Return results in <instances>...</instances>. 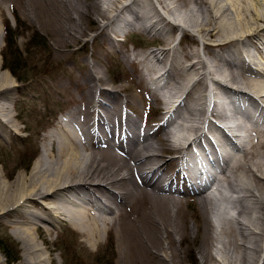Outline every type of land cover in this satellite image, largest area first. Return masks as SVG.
Here are the masks:
<instances>
[{
	"label": "bare ground",
	"instance_id": "obj_1",
	"mask_svg": "<svg viewBox=\"0 0 264 264\" xmlns=\"http://www.w3.org/2000/svg\"><path fill=\"white\" fill-rule=\"evenodd\" d=\"M19 1L0 0V20H4V6L14 7ZM102 1L103 7L97 0H79L77 4L75 0L36 2L55 17L54 32L64 47L85 33L81 28L67 30L63 26L66 20L80 25L89 21L92 13L101 34L111 27L114 34L131 28L158 36L164 46L145 52L127 51L123 56L139 67L141 80L162 83L160 88L153 85L151 92L147 87L148 92L166 104L164 114H178V119L169 126L171 117L164 115L162 122H166L162 125L167 124L163 135L155 139L158 128L148 124L143 127L139 120L130 118L125 108L129 100L122 106L114 102L116 91L94 88L104 76L93 74V85L81 95L84 102L63 118L60 132L47 135L51 147L44 148L31 171L13 177L0 172V216L13 210L19 213V222L13 221V234L23 242L20 264L52 263L49 246H40L34 230L43 232L41 222L52 224L59 218L79 225L90 245L97 247L102 232L114 229L118 240L125 235L140 244L153 263L183 264L175 245L189 234L185 223L175 218L187 203L183 194H194L200 209L214 208L224 189L239 195L229 200L232 205L228 207L234 209L230 218L221 217L219 228L213 225L212 233L203 228L210 247L200 249L202 264H264V128H260L264 125V49L257 42H243L262 31L256 26L261 15L255 8L246 13L244 5L261 2L264 7V0H155L156 4L152 0ZM112 12L114 18L108 22ZM170 17L178 21L171 22ZM174 28L192 31L186 29V34H191L190 43L200 40L203 50L174 46ZM64 36L69 39L64 40ZM211 38H215L213 43ZM110 44L117 46L114 39ZM250 46L259 51L258 61ZM136 56H140L139 61ZM9 75L0 71V132L4 133L15 126L9 108L15 84ZM185 79L189 88L183 85ZM209 80L215 90L208 87ZM158 88H162L160 94ZM207 114L230 124L217 123ZM65 123L67 126L62 127ZM226 127L244 132L242 143L233 138H242V132L232 135ZM170 141L182 152L166 159L163 153ZM173 161L180 164L172 175L167 171L171 163L175 165ZM183 169L192 174L186 176ZM178 172L192 188L185 190L172 184ZM28 203L38 206L28 209ZM139 220L143 231L138 230ZM192 230L199 235V229ZM153 239L158 241L157 246L152 244Z\"/></svg>",
	"mask_w": 264,
	"mask_h": 264
},
{
	"label": "rangeland",
	"instance_id": "obj_2",
	"mask_svg": "<svg viewBox=\"0 0 264 264\" xmlns=\"http://www.w3.org/2000/svg\"><path fill=\"white\" fill-rule=\"evenodd\" d=\"M36 1L20 0L18 5L14 7L4 6V20H0V64H3V68L0 71L7 72L8 75L10 74L8 77L15 84L14 88L10 91L12 101L9 105L15 126H13L14 129L9 133L0 132V172L10 173L13 177L18 173H28L31 171L33 164L41 156L44 148L51 147L47 135L52 131L58 130L60 132L61 124L64 123L63 118L67 117L73 108L76 109L81 106L85 100V96L83 98L81 95L88 85H93L94 82L91 79L93 74L96 73L102 74L104 80L99 82L94 88L98 87V89L103 88L116 91L117 95L114 98V102L122 106L126 99H128L129 103L127 104L129 105L126 107L124 104L127 115L136 121L139 120L137 122H140L143 127L145 124H148L153 129L158 128L155 139L163 135V127L167 123L162 125V123L166 122V119H164V122H162V119L164 115L168 119L171 116L169 117L168 114H164V111L167 109L166 104L159 97L148 92L154 89L151 87L159 86L160 88L162 83L157 84V82L141 80L138 77L139 67L127 61L123 56V52L127 51L135 53L160 48L164 46L163 41L154 35V33L131 28H126L123 32L114 34L111 31L112 29H110L111 27H106V34H101L102 28L96 16L92 13L89 21H85L80 25H77L72 20H66L63 26L67 27V30L70 28H81L80 30H85V33L82 32L75 42L66 43L64 47L60 44L54 32L57 29L55 28L57 24L55 25L54 23L57 22L55 17L49 14L46 8L42 7L39 3L37 4ZM75 1L74 4L79 3V0ZM97 1L103 7V1ZM126 1L123 0L122 2ZM152 1L156 4L155 0ZM256 3L245 4L244 9L249 14L255 8L257 13L261 15L262 20L256 26L262 29V31L257 36L244 39L243 42L247 45L251 44V42H257L264 49V7L259 5L261 2ZM184 9L183 7L180 11L182 12ZM229 13L233 17L234 13ZM113 18L112 12L110 13L108 22ZM170 19L172 20L171 22L178 21L172 17ZM113 25L114 22L112 28ZM186 29L188 28H184L182 31L178 28L173 29L172 42L174 46L177 48H180V45L181 47L188 48L189 46H194L198 50H203V44L200 40L196 41L194 45L190 43L191 34L186 33L193 32L189 29L186 32ZM66 39H69L68 36H64V40ZM112 39L117 42L116 47L111 46ZM214 41L215 38L210 39L211 43ZM59 47L61 48V52L59 51ZM212 49L220 53L218 49ZM250 50L252 53H255V58L258 61L261 57L258 54L259 51H256L251 46ZM136 57L135 59L139 61L140 56ZM188 62L187 60L186 63ZM183 82V85L187 84L189 88L188 79H185ZM208 83L209 88L216 89L211 80ZM149 86L148 90L147 87ZM158 91L160 94L162 88ZM100 98L103 99L102 96ZM179 110H182V108ZM184 112H186L185 108L183 109ZM230 113L237 120L241 117L239 114L231 111ZM206 116L215 122L220 120L215 118L214 115L207 114ZM177 119L178 114H173L169 120V126H172V123ZM66 123L62 127H66ZM218 123L230 124V122L221 120ZM160 124L161 126H158ZM231 124L233 123L231 122ZM246 125L247 127L250 126L248 122H246ZM261 127L263 129L264 125ZM226 131L232 134L235 130L231 131V129L226 127ZM236 132L242 131L236 130L234 133ZM241 134L242 138L239 139L234 136V140L241 141L242 143L244 132ZM172 138L170 136V139ZM172 141L174 142V138ZM172 141H170L169 145L165 144L166 150L163 154H165L164 157L166 159L178 156L182 152V150L178 151L171 146L173 145ZM179 164V162H175V165L171 163L167 173L169 172L173 175ZM183 170L186 176L190 173L192 174L191 171ZM178 173V179H174L172 184L189 190L188 186L191 187V184L182 179L183 173ZM223 192V195L220 196V201L218 200L220 205H218V201L216 200L217 208L220 206L223 208V211L220 207V209H217L215 205L213 206L216 209L209 206V208L200 209L198 198L194 194L189 191L183 194V198H185L187 203L183 205V211L175 217L177 222L185 223L189 230L186 238L180 244H175L180 251L183 264H202V252L200 249L201 247H210L209 240L203 233V228L206 232L210 233L211 231L212 233L214 229L213 225L219 228L221 217L228 219L233 213L232 210L234 209L230 210L231 206H228L232 205L230 201H232L234 195L237 196L239 194H228L230 192L228 190L225 191V189ZM224 194L228 197V199L226 198L227 200L224 199ZM190 198H192L191 203H189ZM46 205L50 206V203H46ZM34 206L37 207L38 204L31 203L29 205L28 203L25 205V207L32 210H35ZM86 206L88 208L92 207V205L87 204ZM19 208L20 211L23 209L22 207ZM4 214L0 216V238L8 236L13 240L16 248L11 249L10 254L13 256L17 251V260L14 264H20L24 253L23 242L13 234L15 229L13 221L19 222V217L17 216L19 213L13 210V212ZM131 215L139 218L138 214L131 212ZM217 217L220 219L218 218V220ZM215 222L217 225H215ZM41 225L45 227V230L43 232L34 230V236H36L41 247H45V245L49 246V253L51 252L52 257L51 264H155L150 257V259L146 257L147 255L144 253L143 247L134 240L128 239L125 235H122L123 237L121 236L118 240L114 229L110 232H102L101 240L96 247L89 244L80 226L71 220L59 218L58 221H53L52 224L41 222ZM137 227L138 230L143 231L141 230L143 224L140 220L137 222ZM192 228L195 230L199 229L198 236H196ZM43 241L46 244H42ZM152 244L157 246L158 241L156 242L153 239ZM49 253L47 252L46 255ZM0 264H8L1 250Z\"/></svg>",
	"mask_w": 264,
	"mask_h": 264
},
{
	"label": "trees",
	"instance_id": "obj_3",
	"mask_svg": "<svg viewBox=\"0 0 264 264\" xmlns=\"http://www.w3.org/2000/svg\"><path fill=\"white\" fill-rule=\"evenodd\" d=\"M15 246L16 245L14 244L13 240L10 237L4 236L0 238V250L5 256L8 264H14L17 260V256H16L17 251L13 256H11L10 254V250L13 249Z\"/></svg>",
	"mask_w": 264,
	"mask_h": 264
}]
</instances>
